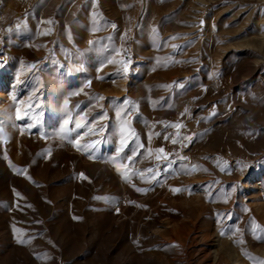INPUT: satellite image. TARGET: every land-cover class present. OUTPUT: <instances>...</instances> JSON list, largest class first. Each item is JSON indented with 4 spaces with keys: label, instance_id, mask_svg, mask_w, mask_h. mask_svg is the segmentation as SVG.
<instances>
[{
    "label": "rangeland",
    "instance_id": "obj_1",
    "mask_svg": "<svg viewBox=\"0 0 264 264\" xmlns=\"http://www.w3.org/2000/svg\"><path fill=\"white\" fill-rule=\"evenodd\" d=\"M0 122V264L264 261V0H0Z\"/></svg>",
    "mask_w": 264,
    "mask_h": 264
},
{
    "label": "snow or ice",
    "instance_id": "obj_2",
    "mask_svg": "<svg viewBox=\"0 0 264 264\" xmlns=\"http://www.w3.org/2000/svg\"><path fill=\"white\" fill-rule=\"evenodd\" d=\"M95 2H96V0H93V3L95 4ZM48 23H51V21H49ZM113 27H115V25H113ZM44 34H48L47 32L46 33H44ZM90 43H92V42H90ZM113 61H109V63H112ZM100 99H104L103 97H101ZM125 105H131L132 104V102L131 101H129V100H127V99H125V101L123 102ZM117 115L119 116L120 115V113H117ZM16 118L17 119H20L21 117H20V112H19V109H17V116H16ZM69 123V120H64V125H67ZM125 124H127L128 122L127 121H125L124 122ZM0 124H2V122H0ZM84 126H86V125H84V124H81V122L80 121H77L76 122V124H75V127H76V129H79V128H81V127H84ZM164 126L165 127H172V128H176V129H179V128H181V127H183V125H181V124H179V123H165L164 124ZM60 131L61 132H64L65 131V128H64V126L62 125L61 126V129H60ZM90 131H93V130H90ZM88 133H85V135H87ZM133 136H135V133L134 132H132L131 133ZM157 135H159V133H157ZM121 136H122V147H123V145H124V130L122 129L121 130ZM149 139H151V137H149ZM165 139H171V142L172 143H177L178 142V139H179V132H177L176 133V135H175V137H172V136H165ZM184 139H187V140H191V137H185ZM74 147H76L77 148V150L78 151H87V149H88V145H80V144H74ZM119 151H122V148L121 149H118V152ZM156 152L158 153V154H163L164 153V149L163 148H160V149H157L156 150ZM152 153H151V151L149 152V155H151ZM161 158V156L160 155H157V159H160ZM163 158L164 159H167V155L165 154L164 156H163ZM128 160H129V162H131L132 160H133V157H128ZM196 166H193V168H195ZM117 170L118 171H120V167L119 166H117ZM221 170H223V169H221ZM148 171H151V169H149ZM81 175V178H83V179H86V177H84L83 176V174H80ZM126 178V177H125ZM181 189H172V191L173 192H177V191H180ZM137 191H141L140 189H137ZM74 219H78V218H76V217H74ZM223 234V233H222ZM18 242H20V243H23L24 241L23 240H20V241H18ZM251 259H253L254 261H255V264H264V261H261V260H259L258 258H255V257H252Z\"/></svg>",
    "mask_w": 264,
    "mask_h": 264
}]
</instances>
